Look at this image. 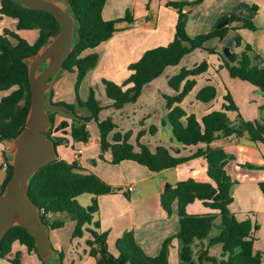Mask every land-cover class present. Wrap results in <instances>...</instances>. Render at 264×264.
<instances>
[{
    "label": "trees",
    "instance_id": "1",
    "mask_svg": "<svg viewBox=\"0 0 264 264\" xmlns=\"http://www.w3.org/2000/svg\"><path fill=\"white\" fill-rule=\"evenodd\" d=\"M104 2L105 0H67L75 23L73 48L63 67L66 71L76 73V93L86 72L97 62L98 55L93 50L117 30L118 19L104 20L101 16ZM195 2L170 3L177 14L172 40L166 45L145 50L135 62L128 65L129 74L120 84L103 81L112 108L120 109L127 103L135 102L144 86L161 75L166 67L178 65L193 50L205 49L209 53H216L214 49L206 48L208 40L222 39L229 29H256L251 21L230 14L223 16L212 31L191 36L186 31V23L189 8ZM3 16L15 18L17 23L15 31L5 28L0 35V92L9 91L0 98V142L8 141L19 134L29 109L30 92L25 58L36 53L47 38L59 30V23L51 14L24 8L16 0H0V18ZM235 22L240 25L233 26ZM31 29L38 31V36L32 43L18 33L20 30ZM241 43L242 37L238 34L235 44L239 46ZM218 57L221 62L219 67L225 68L230 77L246 81L264 93L262 57L250 44L245 43L240 52L225 49ZM207 68L206 60L192 68L182 67L177 74L168 78V85L175 94L163 96L173 140L183 148L192 147L186 155L181 154L180 150L175 151L162 145H157L154 151H150L139 143L138 137V150L134 151L127 143L129 133L114 132L111 141H108L107 136L115 126L108 119L98 121V113L102 107L92 90L85 102L76 95L78 106L88 111L87 116L78 115L71 105L54 101L52 90L47 96L48 101L66 105L78 116L69 118V122L62 120L55 125L53 114L56 113H49L51 127L47 135L55 147L62 144L66 136L75 143L87 142L89 132L86 123L93 119L99 131L100 150L110 151L109 162L112 164L129 160L145 166L151 172H158L174 168L196 157H202L206 162L205 180L197 179L194 175L173 185H164L160 194V206L170 214L175 203L178 229L174 235L163 240L158 254L154 256H148L142 251L130 231L124 232L117 239V254L108 251L106 233L98 231L99 224L93 218L98 211L97 196L114 193L118 188L107 184L75 161L66 162L58 155L39 169L30 179L27 195L45 214L52 216L64 213L68 219L74 221L73 238L82 237L84 232L89 233L90 237L85 242L89 255L94 259L93 264H168V250L172 239H176L178 244V264H261L262 252L256 251L253 246L257 224L250 218L238 220L229 210L233 182L226 173L225 166L235 156L222 147H213L210 144L219 137H245L253 143H264V119H244L228 92L223 96L221 109L203 114L200 120L194 113L188 114L181 103L195 85V77ZM214 97L215 88L211 85L204 86L196 94L197 100L202 103H207ZM229 112H235V116L230 118ZM99 158L103 159V155L100 154ZM248 166L264 170V158L261 165ZM11 171L12 166L9 164L0 193ZM258 187L264 197V178L258 182ZM85 193L91 194L92 200L89 205L82 206L77 197ZM195 201L200 202L206 211H188V205ZM45 214L41 219L45 221L48 229L63 226L62 220L54 221ZM90 225L95 229L90 228ZM14 243L24 246L27 252H33L44 264L36 252L33 237L18 225L11 227L1 240L0 259L12 255L8 261L20 264L21 253H13ZM196 243L200 244L198 249L195 248ZM214 245L221 248L219 256L209 254V248Z\"/></svg>",
    "mask_w": 264,
    "mask_h": 264
},
{
    "label": "crops",
    "instance_id": "2",
    "mask_svg": "<svg viewBox=\"0 0 264 264\" xmlns=\"http://www.w3.org/2000/svg\"><path fill=\"white\" fill-rule=\"evenodd\" d=\"M179 1H196L189 8L188 20L186 23V31L191 36L212 31L217 26L220 19L225 15L233 14L251 21L256 27L255 30L242 27H239L237 30L229 29L226 33V36L229 38L226 43H222L224 37L222 39L212 38L206 42L205 46L206 48L216 49L215 52L221 54L220 52H223L225 49L229 50L231 49L230 47H234V49L238 50L237 52H240L244 44L248 43L253 50L262 57V66L264 67V0H105L101 10L102 18L104 20L118 19L119 22L116 24L117 30L112 36L93 50L96 51L98 55L97 62L93 69L105 64L108 69L119 71L122 78L124 77L125 79L129 74L128 65L135 62L145 50L166 45L172 40L177 14L175 9L170 6V3H177ZM16 23L17 20L15 18L8 16L1 17L0 35L5 28L15 31ZM232 25L239 26L240 24L235 22ZM18 33L30 43L34 42L38 36V31L36 29L20 30ZM238 34L242 37V43L236 46L235 39ZM213 40L221 44L220 47L212 45L211 41ZM195 51L200 52L195 53ZM192 54H194V57H190ZM213 55L216 54L209 53L205 49H196L185 55L192 60L191 63H193V66L195 61L206 59L208 68L205 72L195 77L196 83L192 90L184 97L181 106L183 107V102L195 88L198 92L204 86L211 85L215 88V97L207 103H202L199 102L195 96L197 101L189 103L192 106V112L184 109L188 114L194 113L196 118L200 120L203 114L211 110L221 109V105L224 102L223 96L228 92L237 106L239 114L244 119H250V115L252 114L250 112L246 114L238 102L239 90L244 89L252 95L258 96L260 102L263 104L264 93L257 95L256 90H259L257 87L238 78L230 77L225 68L219 67L221 62L218 55L216 58L213 57ZM211 58H213L214 61H211ZM193 66H191V68ZM166 69L167 68H165V70ZM177 73L178 69L173 70L170 75L166 76L167 85L168 78ZM245 84H249L255 89L247 87L248 85ZM148 85H150V83L146 86ZM146 86H144V88H146ZM170 90V93L168 90H165L167 92L165 95L175 94L173 89L170 88ZM52 91L55 97L57 92L53 90V85ZM52 99L54 100L53 97ZM200 104L202 105L200 106ZM193 105L199 109V115L193 112ZM166 112H168V110ZM228 115L230 118H233L235 112H229ZM62 120L70 121L67 117L55 115V125ZM86 126L89 132L90 124L87 122ZM56 135H58V133H56ZM90 138L91 136L89 135L87 142L75 143L69 136H66L63 143L56 146V152L59 158L69 163L75 161L84 169H90L91 172L95 173L107 184L119 189L114 193L97 196L98 211L94 214L93 218V220L97 221L99 224L98 231L106 233L105 243L108 251L117 254V239L121 237L124 232L130 231L133 233L136 243L146 255L154 256L158 254L163 240L174 235L178 229L175 203L172 205V212L170 214L166 213L160 206V194L163 187L166 183L173 185L178 181L185 180L194 175L197 179L205 180L207 178L205 160L202 157H196L174 168L151 172L145 166L129 160H123L117 164H112L109 162L111 160V153L103 156L104 161H96L95 157L99 156V152H101L99 135L98 139H95L98 147L93 153L86 152L87 148L92 144ZM169 144L173 145L169 148L175 151L180 150L181 154L184 155L188 154L192 148H183V146L174 141L171 136L169 137ZM157 145L159 144H156V146ZM210 145L213 147H222L228 153L234 154L235 156L237 155L236 158L232 160V162H234L236 178L230 188V194L235 195L233 196L229 208L238 220L250 218L257 224L258 228L254 234L255 240L253 246L254 249L262 252L263 260L264 241H262L260 231L264 226V197L259 190L258 182L264 178V170L250 168L248 165H261L263 163L264 143H253L245 137H219L212 141ZM199 146L203 147V145ZM9 149L10 143L8 141L0 142V156H3L4 159H6V154ZM137 150L138 147H136L134 151ZM93 160L96 162L92 163L91 161ZM0 177H5V172L2 170H0ZM235 196L242 201V203L236 207L234 204ZM250 198H254L256 203H249ZM88 200H90L91 203L92 195ZM85 201H87V199H85ZM192 204L188 205V211L196 213L206 211L201 203L202 209L200 210L190 208ZM259 214L262 215L261 223L257 221ZM51 219L54 221H63L68 218L66 214L59 213L52 215ZM62 227L64 226L49 229V240L52 248L58 251L60 256L62 254L61 264H93L94 259L89 253L88 256L84 255L82 258L78 257V259H80L78 263H76L77 260H75V257L69 256L70 252H68V255L65 254L64 251L68 249L66 248V244L69 243V245H71L73 240L78 237L73 238L71 234V236L67 235L65 240H63L60 235ZM89 227L95 229L91 225ZM89 237V233L84 232L82 237L79 238L85 241ZM20 246L21 245H19V248ZM21 247L26 250L24 246ZM199 247L200 244L196 243L195 248L198 249ZM177 248V240L172 239L168 250V264H178ZM212 248L217 249V255L213 256H219L221 251L220 246H211L208 250L209 254ZM12 249L13 253L16 252V249ZM17 251L21 253L22 258L21 250L17 249ZM27 254L36 257L33 252H27ZM10 258H12V255H7L6 258L0 259V264H12L8 261ZM83 258H85L84 261H81Z\"/></svg>",
    "mask_w": 264,
    "mask_h": 264
},
{
    "label": "water",
    "instance_id": "3",
    "mask_svg": "<svg viewBox=\"0 0 264 264\" xmlns=\"http://www.w3.org/2000/svg\"><path fill=\"white\" fill-rule=\"evenodd\" d=\"M16 1L24 8L51 14L58 21L59 30L49 36L36 53L25 58L30 103L21 131L8 140L10 149L6 160L12 171L0 193V244L7 231L18 225L33 237L36 252L43 263L53 264L54 256L59 253L52 248L48 226L27 190L32 176L57 157L56 147L47 135L51 127L49 113L78 117L66 105L48 101L46 97L51 91L53 78L64 70L63 64L72 51L75 19L67 0V8L56 0Z\"/></svg>",
    "mask_w": 264,
    "mask_h": 264
},
{
    "label": "rangeland",
    "instance_id": "4",
    "mask_svg": "<svg viewBox=\"0 0 264 264\" xmlns=\"http://www.w3.org/2000/svg\"><path fill=\"white\" fill-rule=\"evenodd\" d=\"M56 2L60 4L62 7L67 8V4L65 0H56ZM226 35L223 38V42H222L223 44L226 43L229 39L228 36ZM211 43L212 45H216L218 47H220L221 45L215 40L211 41ZM230 48H231L229 49L230 52L238 51L237 49H234V47H230ZM198 52L200 51H195V53ZM215 54L216 55H213V57L216 58L218 54L217 53ZM190 57H194V54H192V56ZM210 60L214 61L213 58H211ZM191 62L192 60L185 56L178 65L166 67L167 69L161 75L153 79L152 80L153 82L151 81L150 85L146 86V88H144L140 92L135 102L125 104L120 109H114L110 106L111 101L106 96L105 85L103 81L107 80L114 82L116 84H120L124 80V77L122 78V75L119 71L108 69L105 66V64H102L100 67L96 69L91 68L86 72L84 80L80 83L78 87L77 93L75 92L76 73L66 70L59 71V73L52 80L53 90L57 92L55 97L54 96L52 97L54 98V100H59L64 104L71 105L74 111L78 115L87 116L88 111L85 108H80L78 106L76 95L82 102H85L88 98L89 91L92 90L95 99L99 102V105L102 107V109L98 113V121H103L108 119L115 126L113 131L109 133L107 136L108 141H111L112 134L114 132H119L121 134L129 133L127 143L132 146L133 150H135L137 147V137L139 143L145 145L150 151H153L156 144L169 148L170 146H173L169 144V137L170 136L172 137V134H171L170 124L166 117L167 108H166V101L163 96L167 93L165 90H168L169 93L171 92V90L166 83V79H167L166 76L170 75L171 72L176 69H178L179 72V70L182 67L191 68V66H193V63ZM200 62L201 61H195L194 65H198ZM245 85H248L247 87L253 88L249 84H245ZM196 90L197 89L195 88L194 91L183 102V108L186 109L187 111L189 110L191 111L192 109V106L189 103L197 101L195 98L197 92ZM256 91H257L256 92L257 95L263 94V92L260 90H256ZM8 92L9 91L0 92V98L6 95ZM47 96H49L48 93H46V97ZM238 102L241 108L244 110V112H246V114H248V112L252 114L250 115V119H246V120L253 121V120L264 119V114H263L264 104L260 102L258 96L252 95L247 90L240 89L238 93ZM201 105L202 104H200V106ZM193 107H194L193 112L199 115L200 114V112L198 111L199 109L196 108V106L194 105ZM53 115L54 118L55 115L59 116L61 114L56 113ZM88 123L90 124L89 135L91 136L90 139L92 144L87 148L86 152L93 153L98 147V144L95 141V139H98L99 131L97 124L93 119H90ZM99 153L104 156V155H109L110 151L108 150ZM95 160L97 161L103 159H100L99 156H97L95 157ZM96 161H94V163ZM225 170L226 173L230 176L231 181L234 182L236 175L234 172V162H232V160L228 161ZM87 171H90V169H88ZM118 190L116 189V192ZM234 195L231 194L232 200ZM90 196L91 195L88 193L82 194L80 197L77 198V201L80 205L87 206L88 204H90V200H88ZM234 198H235V203H234L235 207L239 206V204L242 203L241 199H237L236 196ZM85 199H87V201H85ZM249 203L255 204L256 200L254 198H250ZM190 208H196L199 210L202 209L198 201L193 202ZM261 220H262V215L259 214V216L257 217L258 223H261L262 222ZM63 226L64 227H62V229L60 230V235L61 238L65 240L67 235L71 236L75 224L70 219H66L63 220ZM260 234L262 236V241H264V226L262 227ZM13 248L14 250L16 249V251L17 249H19L22 252L21 264H41V262L38 261L34 255L27 254L26 250L21 246L19 248L18 244L15 243L13 245ZM66 248L68 249L64 251L65 254L68 255L69 254L68 252H70L69 256L75 257L76 258L75 260H77L76 263L80 261L78 257L82 258L84 255L88 256L89 249L86 245V242L84 241V239H80L79 237L75 238V240H73L71 245H69V243L66 244ZM216 253H217L216 248H212L210 250L211 255H217ZM84 259L85 258L81 259V261H84ZM60 260H61V256L59 253L58 255L54 256L53 264L61 263ZM261 264H264V252H263V260Z\"/></svg>",
    "mask_w": 264,
    "mask_h": 264
},
{
    "label": "built area",
    "instance_id": "5",
    "mask_svg": "<svg viewBox=\"0 0 264 264\" xmlns=\"http://www.w3.org/2000/svg\"><path fill=\"white\" fill-rule=\"evenodd\" d=\"M8 165H9L8 161L4 159L3 156H0V170L6 173V169L8 168ZM3 180H4V177L3 178L0 177V187L3 184ZM39 214H40V217L43 216L45 214L44 210L43 209L39 210ZM45 215L51 217V214H45Z\"/></svg>",
    "mask_w": 264,
    "mask_h": 264
},
{
    "label": "flooded vegetation",
    "instance_id": "6",
    "mask_svg": "<svg viewBox=\"0 0 264 264\" xmlns=\"http://www.w3.org/2000/svg\"><path fill=\"white\" fill-rule=\"evenodd\" d=\"M4 258H6V256H4ZM1 259H3V258H1Z\"/></svg>",
    "mask_w": 264,
    "mask_h": 264
}]
</instances>
